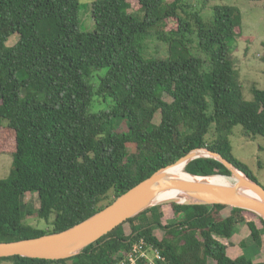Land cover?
I'll return each mask as SVG.
<instances>
[{"label": "trees", "instance_id": "trees-1", "mask_svg": "<svg viewBox=\"0 0 264 264\" xmlns=\"http://www.w3.org/2000/svg\"><path fill=\"white\" fill-rule=\"evenodd\" d=\"M80 8L79 0H0V152L14 157L0 179V242L68 229L196 148L219 152L257 180L230 140L237 125L247 137H264V90L254 86L253 99H244L232 45L244 35L239 7L217 5L205 20L184 0H137L134 11L130 0H93L91 32L80 28ZM149 41L165 43L167 56L150 53ZM96 97L111 105L92 110ZM122 119L128 133L115 132ZM185 169L231 176L211 157ZM27 193L38 195L39 207L25 203ZM164 205L74 257L15 255L0 264H117L141 240L168 264H264L248 249L264 245L255 212L231 207L224 216L223 204L171 203L174 217L165 223ZM25 216L51 227L26 224ZM239 224L250 230V244L242 241L248 253L232 258L228 239Z\"/></svg>", "mask_w": 264, "mask_h": 264}, {"label": "water", "instance_id": "water-1", "mask_svg": "<svg viewBox=\"0 0 264 264\" xmlns=\"http://www.w3.org/2000/svg\"><path fill=\"white\" fill-rule=\"evenodd\" d=\"M199 157H211L222 162L234 181H206L175 174L172 168L186 165ZM213 176V175H210ZM172 192L165 197L166 193ZM171 203L186 205H216L246 209L264 220V186L242 172L222 154L209 148H196L175 163L162 167L142 180L102 210L60 232L42 236L0 242V257L23 256L59 260L74 257L129 219L156 206Z\"/></svg>", "mask_w": 264, "mask_h": 264}, {"label": "rangeland", "instance_id": "rangeland-1", "mask_svg": "<svg viewBox=\"0 0 264 264\" xmlns=\"http://www.w3.org/2000/svg\"><path fill=\"white\" fill-rule=\"evenodd\" d=\"M93 0H79L80 2V28L83 31H94L95 20L91 11V4ZM171 1V0H169ZM132 8L130 11L135 10V4L137 0H130ZM191 5L192 10L199 11L201 16L205 20H210L214 14V8L217 5L228 4L239 7L242 11V24H243V36L238 37L237 40L232 42L235 47V55L238 58L237 69L240 73V81L243 88L244 99L251 101L253 99V87L264 90V0H184ZM173 20L170 21V27L174 26ZM18 40V34H14L10 37L8 44L13 45ZM149 52L155 54L159 53L160 56H167V45L161 41H149ZM97 98V97H96ZM98 101V98L96 99ZM108 105H111V99L106 103H96V108L93 106L92 110L106 109ZM161 119L160 112L156 113L154 122L158 123ZM115 132L128 133L129 125L125 119L119 120L116 125ZM231 144L233 147V153L240 161L245 163L253 172L259 183L264 186V137L256 135L247 137L242 132V126L237 125L233 134L230 136ZM14 167V157L9 152H0V179H6L11 174ZM226 176V175H224ZM229 179L233 178L227 176ZM24 201L29 207H39V199L37 194L27 193L24 196ZM165 216L164 222L167 223L174 217L171 205H164ZM231 207L228 206L222 210V213L229 215ZM53 219V218H52ZM24 223L37 226L39 228H49L51 225L43 219H39L33 216H25ZM258 225L261 226L259 220ZM128 232L130 227L125 225ZM157 235L160 237L164 231L157 228ZM250 236V230L247 225L239 224L236 227V232L231 238L228 239V254L232 258H236L247 252L242 248L241 241H248ZM247 245L250 242H246ZM249 252L254 256V261H264V245L248 246ZM248 253V252H247ZM211 264H217L215 260H209ZM9 264V263H8Z\"/></svg>", "mask_w": 264, "mask_h": 264}, {"label": "built area", "instance_id": "built-area-1", "mask_svg": "<svg viewBox=\"0 0 264 264\" xmlns=\"http://www.w3.org/2000/svg\"><path fill=\"white\" fill-rule=\"evenodd\" d=\"M117 264H168V261L159 248L141 240Z\"/></svg>", "mask_w": 264, "mask_h": 264}, {"label": "bare ground", "instance_id": "bare-ground-1", "mask_svg": "<svg viewBox=\"0 0 264 264\" xmlns=\"http://www.w3.org/2000/svg\"><path fill=\"white\" fill-rule=\"evenodd\" d=\"M173 172H175V174L179 175V176H183V177H191L186 169H185V165L184 164H179L177 166H174L172 168ZM195 179H201V180H206V181H220V182H231L234 181L233 178L229 179L227 176L224 175H213V176H209V177H202V178H197V177H192ZM172 192L166 193L165 197H167L168 195H170Z\"/></svg>", "mask_w": 264, "mask_h": 264}, {"label": "crops", "instance_id": "crops-1", "mask_svg": "<svg viewBox=\"0 0 264 264\" xmlns=\"http://www.w3.org/2000/svg\"><path fill=\"white\" fill-rule=\"evenodd\" d=\"M223 215L225 216V213L223 212ZM226 216H228V215H226ZM157 236H159L160 237V235H157ZM244 241V240H243ZM242 242V241H241ZM253 259H254V256H253ZM259 261H261V260H259Z\"/></svg>", "mask_w": 264, "mask_h": 264}]
</instances>
